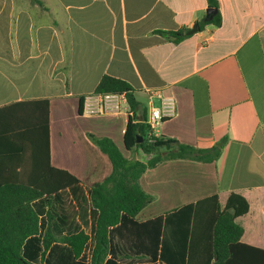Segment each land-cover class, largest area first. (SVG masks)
I'll list each match as a JSON object with an SVG mask.
<instances>
[{
    "label": "crops",
    "instance_id": "crops-1",
    "mask_svg": "<svg viewBox=\"0 0 264 264\" xmlns=\"http://www.w3.org/2000/svg\"><path fill=\"white\" fill-rule=\"evenodd\" d=\"M218 3L219 26L175 42L161 31L191 29L205 17L206 0H0V182L28 181L44 156L43 108L32 104L42 100L49 103L51 164L79 179L31 202L39 233L24 242L28 262L91 264L98 210L90 186L112 165L89 135L120 149L128 118L144 123L167 99L174 114L155 136L217 146L219 155L213 162L166 159L148 169L140 185L153 200L109 229L104 264H213L217 205L232 192L249 204L236 219L241 242L264 248V0ZM104 75L130 85L135 109L120 101L117 112L82 113L81 98ZM10 136L22 140L14 144ZM124 156L151 157L139 149ZM48 227L56 236L85 232L82 254L53 242L42 258Z\"/></svg>",
    "mask_w": 264,
    "mask_h": 264
},
{
    "label": "trees",
    "instance_id": "trees-1",
    "mask_svg": "<svg viewBox=\"0 0 264 264\" xmlns=\"http://www.w3.org/2000/svg\"><path fill=\"white\" fill-rule=\"evenodd\" d=\"M206 1L208 8L213 12L196 23L200 29L208 24L216 26L221 24L218 0ZM189 30L184 27L174 31H161V33L168 39L178 42L188 36ZM131 91L132 88L127 82L108 75H104L95 88L97 93L124 94L130 109L133 110L138 103ZM82 101L83 97L81 104ZM32 104L43 108L44 156L29 168L28 181L0 182V264H31L22 254L25 240L39 233V216L31 202L44 196L51 197L79 183V179L71 172L51 164L48 101H35ZM89 137L100 151L107 155L112 165L111 172L102 181L90 186V201L98 210L91 264L105 263L109 252V229L117 225L123 217L135 219L153 200V196L140 185V177L148 169L166 159L213 162L220 151L217 146L197 148L180 143L176 139L157 137L151 133L145 123L134 122L131 117L128 118L123 133L124 148L128 151L139 149L142 153L151 155L147 160L124 156L108 137H96L91 134ZM139 137L142 140L137 142ZM9 140L16 144L22 138L10 136ZM10 169L4 170V173L11 174L12 169ZM248 210L249 204L246 198L235 192L230 193L224 206L217 205L212 238L213 264H264V248L248 245L240 240L244 229L236 219L246 214ZM88 240L89 236L83 231L56 236L48 227L44 232L41 257L43 258L53 242L66 244L72 254L78 257Z\"/></svg>",
    "mask_w": 264,
    "mask_h": 264
},
{
    "label": "built area",
    "instance_id": "built-area-1",
    "mask_svg": "<svg viewBox=\"0 0 264 264\" xmlns=\"http://www.w3.org/2000/svg\"><path fill=\"white\" fill-rule=\"evenodd\" d=\"M120 101L127 102L124 94L97 92L87 94L83 97L82 113L94 115L117 112L120 110ZM161 104V107L151 108L149 116L144 119V123L153 135H155L154 130L161 124L164 118L174 114V102L172 100H163ZM128 108L130 109L129 104Z\"/></svg>",
    "mask_w": 264,
    "mask_h": 264
},
{
    "label": "water",
    "instance_id": "water-1",
    "mask_svg": "<svg viewBox=\"0 0 264 264\" xmlns=\"http://www.w3.org/2000/svg\"><path fill=\"white\" fill-rule=\"evenodd\" d=\"M212 12H213V10L211 8H207V10H206V16H208ZM197 30H198V26H197V24H195L187 33L188 34H191V33H194ZM141 140H142V138L139 137L137 139V142H140ZM218 145H220V143H218Z\"/></svg>",
    "mask_w": 264,
    "mask_h": 264
},
{
    "label": "rangeland",
    "instance_id": "rangeland-1",
    "mask_svg": "<svg viewBox=\"0 0 264 264\" xmlns=\"http://www.w3.org/2000/svg\"><path fill=\"white\" fill-rule=\"evenodd\" d=\"M120 150L124 155H127V150H125L123 146L120 147Z\"/></svg>",
    "mask_w": 264,
    "mask_h": 264
}]
</instances>
